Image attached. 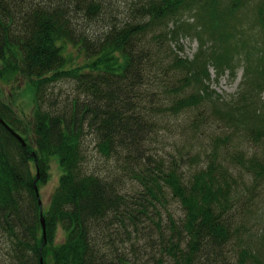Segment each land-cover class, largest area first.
Here are the masks:
<instances>
[{
    "label": "trees",
    "instance_id": "16d2710c",
    "mask_svg": "<svg viewBox=\"0 0 264 264\" xmlns=\"http://www.w3.org/2000/svg\"><path fill=\"white\" fill-rule=\"evenodd\" d=\"M116 1L117 18L106 0H0V117L25 142L0 123V264H264L242 236L264 157L240 145L264 144V0ZM182 33L197 42L191 58L171 44ZM240 65L235 95L209 89V66L233 77ZM18 76L33 90L26 123L1 88ZM57 79L77 92L53 112L42 90ZM206 105L226 132L200 167L188 149L152 146L171 116L197 108L190 121L202 125ZM85 133L111 163L105 173L84 169ZM52 155L62 174L40 207Z\"/></svg>",
    "mask_w": 264,
    "mask_h": 264
},
{
    "label": "rangeland",
    "instance_id": "374dc122",
    "mask_svg": "<svg viewBox=\"0 0 264 264\" xmlns=\"http://www.w3.org/2000/svg\"><path fill=\"white\" fill-rule=\"evenodd\" d=\"M116 4V0H106L107 14L109 16L114 15V17L117 18L116 14H114ZM116 13L119 14V12ZM183 16L188 22L193 21V13L185 12ZM96 23L97 25L95 23H91L90 28L99 29V26L102 23L101 20L96 21ZM179 36L180 37H178L176 41H171L172 46H180L178 53L181 56L191 58L197 49L196 40L191 35L185 33H182ZM87 37H89V39L91 38V40L95 38V36ZM66 46L68 47V52L73 53L71 58L72 63L81 64L84 58L83 55L77 54V51L74 50L75 48L73 45L68 44ZM208 69L210 73L209 79L207 81L209 89H213L224 99L235 95L239 91L240 83L243 80V67L241 65L238 67L233 77L230 76L227 70L220 75H216L212 66H209ZM76 86L77 83L72 79H57L48 83L42 90V96L45 97L44 101L41 103L42 106L52 110L53 112L59 111L66 105L67 102L70 103L72 97L75 95V92H77ZM1 88L3 93L7 95L5 101H11L9 102L11 106L10 108L17 112V115L22 118L24 123L30 121V115L34 105L32 88L28 87L24 79L20 76H18L16 80L12 81L10 84L2 83ZM13 91L14 96L12 98L11 92ZM78 95L79 99L84 98L83 95ZM261 99H264V91L261 94ZM53 100H55V103L52 107ZM83 100H86V97ZM196 111H198L197 108H192L186 112H182L176 116L167 118L168 128H170V130H164L161 135L159 134L160 137L157 143L154 142L153 144L152 142L153 147L163 152H169L170 150L175 149V147H181L184 148V150L188 149L190 152L189 155L192 156V160H195L192 168L200 167L206 156H208L210 151L209 144L211 136L225 131V128L220 125L218 120L211 116L207 105L205 107L201 106L200 108V111H202V113L206 116V119L202 121V125H199L198 128H195L190 120L194 117ZM84 130H86V128ZM238 139L240 138L234 136V140L232 141L236 144ZM23 145H25V142ZM240 145L243 147L246 153H248L246 157L256 155L261 160H263L262 157H264V144L252 143L251 141L248 142L240 139ZM232 147L233 148L231 149L234 150V146ZM82 149L85 157L83 166L86 171H101V173H105L107 171L106 168L111 165V163L104 160L96 152L92 133H85L82 141ZM229 151L224 152L228 154ZM220 155H223L222 152ZM234 170L235 172H239L240 170L241 177L243 181H245V183L240 181V185L238 186L241 189L245 188V186L251 188L253 184L252 175L243 169ZM61 174L62 169L59 165L57 157L54 155L50 156L47 178L41 185H39V187H35L39 204L46 206L50 202L51 198L55 194ZM130 187L131 184H126L124 189H130ZM243 192L248 194L245 189ZM253 195V200H251L247 206L248 212L246 213V218L243 219L244 223L242 236L251 242L250 245L252 246L253 251L257 250V252L264 255V178H262L261 181H259V183L256 185ZM169 204L170 207L174 209L175 215H179L181 213L179 206L174 200H170ZM59 237L60 234L58 235V239Z\"/></svg>",
    "mask_w": 264,
    "mask_h": 264
},
{
    "label": "water",
    "instance_id": "95a60500",
    "mask_svg": "<svg viewBox=\"0 0 264 264\" xmlns=\"http://www.w3.org/2000/svg\"><path fill=\"white\" fill-rule=\"evenodd\" d=\"M0 123L1 124H3L4 126H6L9 130H10V132L22 143V144H24V141H23V139H22V137L18 134V133H16L15 131H13L6 123H5V121L0 117ZM41 222H42V224H43V218L41 217Z\"/></svg>",
    "mask_w": 264,
    "mask_h": 264
}]
</instances>
